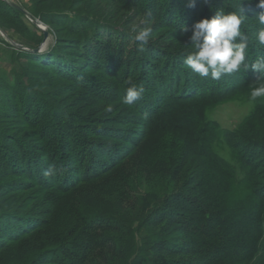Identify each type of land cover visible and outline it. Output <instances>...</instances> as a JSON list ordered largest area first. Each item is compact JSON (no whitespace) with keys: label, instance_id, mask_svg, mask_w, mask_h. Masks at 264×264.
<instances>
[{"label":"rangeland","instance_id":"1","mask_svg":"<svg viewBox=\"0 0 264 264\" xmlns=\"http://www.w3.org/2000/svg\"><path fill=\"white\" fill-rule=\"evenodd\" d=\"M211 1L208 0L209 3ZM214 1L223 5L228 3L230 13L243 15L245 20L242 25L251 31V36L264 28L255 19L258 13L264 12V9L258 7L260 0ZM9 2L19 5L28 16H22L20 20L7 19L6 22L0 20V25L4 27H0V30L9 38L6 39L0 32V127L11 133L4 135L16 136L14 128H17L19 135L22 134L18 137L27 139L26 142L30 143H23L27 149L33 146L42 149L43 146L44 141L36 136L34 127L21 111L27 94H20L18 91L12 94L9 89L18 82L20 90L31 86L35 91L32 96L48 98L52 104L61 108L52 113L47 108L48 100H45L47 103L43 102L44 110L49 116H45V120L43 118L44 123L55 118L57 123L61 122L62 132L66 129L97 139L116 153L117 161L122 154L129 157L134 153V156L117 173L100 179H82L83 183L76 180L71 185L60 187L36 180L26 165H15L14 161L9 165L7 155L10 151L0 147V264L76 263L82 243L87 236L91 237L95 233L106 236L108 240L98 238L99 245L110 248L98 250V255L87 264H130L137 251L149 249L146 242H151V233L158 234L160 238L173 244V253H162V260L166 264L199 262V257L190 255L186 239L189 237L188 229L181 226L178 216H173L174 211L166 216V220L163 219L166 211L162 213V205L183 197L182 200H176L174 205L175 212L184 217L185 211L177 205L181 206L179 203H186L191 199H208L215 184L220 187L221 192L225 191V197L230 200L251 195L252 190L246 187L236 189L234 185L222 183L223 179L219 176L217 178L218 174L204 158L192 155L185 157L184 151H191L190 146L171 133L146 138L142 114L133 105L128 106L122 102L119 86L123 83L110 70L107 64L110 58L104 56L105 51L103 53L95 47L89 51L93 48L92 43H96L95 39H101L100 43L106 51H110L112 45L116 54L121 50L125 53L123 62L119 63V55L116 57L121 64L118 75H122L123 66L128 62L133 63L135 53L132 49L140 44L167 53L169 46H181L182 51L190 52L192 48L188 37L192 34L193 27L187 33L172 27L173 21L161 14V8L165 7L155 6L156 0ZM173 2L187 4L181 0ZM173 2L170 1L169 5L174 6ZM198 2L207 4L205 0ZM44 13L52 14L51 21L49 17L46 18L48 20L42 18ZM203 14L204 10L199 13L198 18L195 17L196 21H193L192 15V26L202 20V17L210 19V13L207 16ZM31 19L40 22L49 31V39L42 47L44 52H50L47 58H33L29 53L22 52L38 49L44 41V33ZM143 27L152 28L146 44L136 41V33L133 31ZM81 42L86 43L85 47L80 45ZM13 43L24 50L15 48ZM86 55L92 60H86ZM94 58H98L100 63ZM95 62L98 65L92 64ZM68 65H80V70L76 71L78 74H73L81 76L77 80L82 84L74 81L77 77H72V73L66 74L69 69L73 70ZM135 65L136 63L133 66ZM133 66L130 74L140 75L139 69L134 70ZM225 77L228 78L227 82L233 83L236 73L222 78ZM89 83L93 84L92 87ZM234 84L218 101L206 105L207 122L203 130H215V137L210 142L211 151L236 167L240 173L243 172L244 160L254 164L257 173L253 181L258 185L255 186L256 191L259 190L260 193L264 186V98L258 99L255 104H249V95L252 87L261 86L264 82ZM12 105L15 107L12 108ZM109 105L112 107L111 112L105 111ZM71 114H74L71 119L74 125L67 130L71 123L67 115ZM39 121H42L41 117L34 123ZM136 145L139 148L134 149ZM40 152L24 151L31 156ZM31 171L36 175V170ZM261 193L264 194V190ZM189 206L193 208L194 204L190 203ZM111 219H120L119 227H130L133 232L132 245L126 244L125 250L113 251L117 242L111 238L116 236L122 241L125 239L117 231L101 230V224H98L101 220ZM89 220L92 221L89 225L94 224L96 232H90L86 228L85 223ZM109 221H106L107 225H110ZM253 222L244 233L245 236L252 232L250 229L260 227ZM262 225L264 227V220ZM17 234L20 235L19 240L12 242L11 239ZM258 239L260 251L255 257L244 263L223 264H264V236ZM89 240L93 241L92 238Z\"/></svg>","mask_w":264,"mask_h":264},{"label":"trees","instance_id":"2","mask_svg":"<svg viewBox=\"0 0 264 264\" xmlns=\"http://www.w3.org/2000/svg\"><path fill=\"white\" fill-rule=\"evenodd\" d=\"M170 1L173 2L174 0H156L155 6L165 7L161 8L163 10L161 13L162 16L169 21L172 20L171 26L176 27L175 29L180 32H182L184 28H187V30L189 28L191 29L194 26H192V15L195 19H193V21H196L197 19L195 17L198 18L202 10L205 11L203 16H207L210 13V18L217 12L223 14L230 13L228 3L223 5L214 0H212L211 3L207 2L206 5L198 2L199 0H181L185 1V3L187 2V4L182 5V3L173 2L174 6H172V4L169 5ZM0 15V20L4 22H6L7 19L20 20V17L26 16L4 0H0ZM50 16H52L51 13H44L42 18L48 20L46 18L49 17L50 19ZM155 18L156 17H154V19ZM0 27L4 29L3 25H0ZM241 31L252 41L249 44L246 54V63L249 65V69L245 70L244 67L241 66L240 71L236 72L233 83L227 82V77L221 78L218 81L210 77L201 79L184 65V59L189 52L182 51L181 46H169L170 50L167 53L158 50V48H148L140 44L136 49H132L135 53L133 63L128 62L127 65L123 66L124 73H122V75H118V70L121 65L119 63L123 62L125 53H122L120 49H118L120 51L116 54L113 51V45L112 47L110 45V51H106L105 47L100 43L101 39H95L94 41H96V43H92L93 48L89 50L92 51L95 47L97 50L100 49L101 52L105 51V53L103 52L104 56L110 58L111 61H107L110 70L114 72L115 77L123 83L119 86V89L122 91V98L126 95L127 88L132 85L144 89L141 99L136 101L133 106L134 109L143 116L142 126L144 125L145 127L144 134L146 138L151 139L158 135L171 133L178 137L181 142L187 143L188 146H190L191 151H184L185 157L192 155L204 158L207 164L211 165L212 170L218 174L217 178L219 176L220 179H223V181H221L222 183L225 182V184L234 185L236 189L246 187L252 190L251 195H245L239 200H230L229 197H225V191L221 192L220 187L215 184L211 189L212 193H210L208 199H196V201L191 199V201H187L186 203H179L182 204L181 206L177 205L185 211L184 217L180 213L175 212L176 205H174L176 204V200H182L181 198L183 197L180 196L175 201L173 200L168 204L164 203L165 205H162L160 210L163 214L166 211L163 219L166 220V216L174 211V213H172L173 216H178L179 220H181V226L188 229L189 237H186V239L190 246V255L200 258L199 262H195L194 264L247 262L249 261L248 259L255 257L259 253L260 243L258 237L264 236V227L262 225L264 220V194L261 193L264 190V186L261 185L260 193L259 190L256 191L255 186L258 185H256L253 180L256 177L257 171L255 170L254 164L244 160L245 162H242L243 172L240 173L236 167L229 164L218 154L214 153V151H211L210 142H212V139L215 137V130H203L204 124L207 122V112L205 108L207 104L218 101L221 96L228 93L229 89L235 86L234 83L236 82H264V78H261L258 73L250 69L251 64L255 62L257 57L264 55V47H260L255 42V36H251V31L245 29L244 25H241ZM88 36L89 38L91 37L90 34ZM81 43L80 45L85 47L86 43ZM142 49H144V52H142ZM22 52L29 53L33 58H47L50 54V52L44 51L39 53L33 51ZM140 54L141 57H139ZM118 55L121 60L119 63L117 61ZM89 58L91 57L86 55V60H90ZM94 59L97 63H100L98 62L100 61L98 58ZM96 62L92 64L98 65ZM134 62L136 63L135 66H133L135 64ZM68 66L73 70L69 69L66 74L70 75L72 73V77H77L74 81L82 84L78 81L81 76L73 74H78L76 71L80 70V65H76L75 67ZM131 66L134 67V70L138 68L140 75H135L136 73L131 75ZM144 68L145 70L142 71ZM223 82L225 83L224 85L221 84ZM89 84L92 87L93 84ZM17 85L18 82L10 86L9 89L13 92L12 94L17 93L16 91L20 94H27V99L26 97L23 99L26 101H23V106H21L22 110H20L23 112L24 117L30 121V125L34 127L37 134L36 136H40V139L44 142L42 149H37V146L27 149L24 144L29 145L30 143L26 142L27 139L19 138L22 134L19 135L17 128H14L16 136L12 135V137H9L11 133H7L5 129L0 127L1 133L3 134L2 139V134L0 133V147L6 149L5 151H10L7 155L9 165H12L13 161L15 165H26L27 170H30L31 176L35 177L36 180L40 179L44 181L43 183L45 184L50 183L54 186L63 187L71 185L76 180H78V183H83V181H87L89 177L100 179L111 173H117L129 158L132 155L134 156V153L129 157L128 155L125 156L122 154L121 159L117 161L116 153L111 151L107 146L102 145L97 139H90L81 136L79 133L66 131V129L62 132V124L54 120L55 116H52L54 118L52 121L47 120L44 123L43 118L45 120V116H49L48 113H45L44 103L48 102L47 108H49L52 113H55V111L61 108L52 104L47 97V99H45L43 97L32 96V93L35 91H33L34 89H32L31 86L23 87L22 90H20ZM45 100L48 101L46 102ZM14 107L15 106L12 108ZM15 109L18 112V109ZM39 116L42 121L35 124L34 122L37 118H40ZM67 116L68 118L70 117L69 122H71L74 114ZM51 123L54 125H51ZM73 125L74 122H71L67 130L71 129ZM105 132H103V134ZM4 133L9 135L6 136ZM26 137L29 138V135ZM137 148H139V145L134 147V149ZM201 149L204 151H201ZM24 151L41 152L31 156V154L29 155L28 153H26V155ZM137 152L141 153L142 151H135V153ZM50 165L54 167L55 175L45 177L44 171L48 169ZM32 169L36 170V175L31 171ZM229 202L231 204H229ZM190 203L194 204L193 208H190ZM155 213L154 215L157 214ZM181 216L183 218H181ZM93 221L95 223V220ZM106 221L101 220V222L98 223L101 224V230L117 231L118 235L125 239L122 241L116 236L112 237L111 239L117 242L113 251L125 250V245L129 243L132 245L133 232L130 227L123 228V225L119 227L121 224L120 219H111L109 221L110 225H107ZM90 222L92 221L89 220L85 223L86 228L90 232H96L97 229L94 228V224L89 225ZM251 222L257 223L260 227L258 229H250L252 232L250 234L248 233L249 236H245L244 233L251 227ZM19 237L20 235L17 234L11 241L15 242L19 240ZM157 237L162 240L159 241ZM89 238H92L93 241L89 240ZM98 238L108 240L106 236L97 233L91 237L87 236V239L82 243L80 249L81 253L77 255V262L65 264H87L90 259L98 255V250L107 248L99 245ZM149 240L151 241L150 243L146 242V246L149 247V249L137 251L131 258L130 264H166V262L162 260V253H173L174 250L171 249L174 248L173 244L154 233L150 234Z\"/></svg>","mask_w":264,"mask_h":264},{"label":"clouds","instance_id":"3","mask_svg":"<svg viewBox=\"0 0 264 264\" xmlns=\"http://www.w3.org/2000/svg\"><path fill=\"white\" fill-rule=\"evenodd\" d=\"M207 3L208 0H205ZM264 9V0H260L258 5ZM260 25H264V12L258 13L255 18ZM243 15L231 12L223 14L217 12L212 18H204L196 22L192 29V34L188 37L192 50L186 55L184 65L201 79L211 78L220 80L225 75L239 72L241 66L245 70L249 69L246 63V54L249 44L252 42L248 36L241 31L244 22ZM136 33L135 40L146 44L152 33L151 27L133 29ZM183 31L187 33V28ZM255 42L264 47V28L254 33ZM250 69L264 78V55L258 56ZM131 83V82H129ZM144 89L132 85L127 88L123 98V104L132 106L141 99ZM264 98V84L250 89L249 104H255L258 99ZM105 111L111 112L109 105ZM55 175L53 166H49L44 171L45 177Z\"/></svg>","mask_w":264,"mask_h":264},{"label":"water","instance_id":"4","mask_svg":"<svg viewBox=\"0 0 264 264\" xmlns=\"http://www.w3.org/2000/svg\"><path fill=\"white\" fill-rule=\"evenodd\" d=\"M4 1L8 2L12 7H14V8L17 9L18 11H20L21 13H23V14H25V15L28 16L27 12H26L24 9H22L19 5L15 4V3H12V2H9V0H4ZM31 20H32V19H31ZM32 22L35 23L36 25H39V28H40V29L42 30V32L44 33V41H43L42 45L40 46V48L35 49V50H31V51H33V52L39 53V52H42V51H43V50H42V47L46 44L47 40L49 39V31H48V29H47L45 26H43L40 22H37V21H35V20H32ZM0 32L2 33V35H3L6 39H9V38L4 34V32H2L1 30H0ZM13 46H14L15 48H17V49L24 50L23 47H21V46H19V45H17V44H14V43H13Z\"/></svg>","mask_w":264,"mask_h":264}]
</instances>
